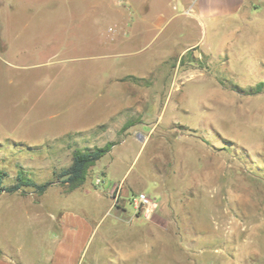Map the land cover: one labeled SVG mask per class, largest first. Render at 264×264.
<instances>
[{
  "label": "rangeland",
  "instance_id": "obj_1",
  "mask_svg": "<svg viewBox=\"0 0 264 264\" xmlns=\"http://www.w3.org/2000/svg\"><path fill=\"white\" fill-rule=\"evenodd\" d=\"M108 142L89 192L47 190L46 219L60 207L91 227L78 264H264V0H0L5 184L56 180L75 148ZM8 218L0 244L51 264L54 222L37 236L30 216Z\"/></svg>",
  "mask_w": 264,
  "mask_h": 264
},
{
  "label": "crops",
  "instance_id": "obj_2",
  "mask_svg": "<svg viewBox=\"0 0 264 264\" xmlns=\"http://www.w3.org/2000/svg\"><path fill=\"white\" fill-rule=\"evenodd\" d=\"M113 152V151H112ZM110 153V152H108ZM107 153V154H108ZM119 159L117 160V162ZM128 165V164H126ZM126 171L122 174L121 177H119V180L121 181V184L123 185V189L128 191V193H131L130 187H132L131 183L128 181L129 176L127 175L129 172V167L126 166ZM48 190V189H47ZM77 191H86L89 192L90 190L83 189V187L76 188L72 191H67L65 194H58L55 197L60 199V198H69L71 194ZM3 194V193H2ZM0 195V226L4 223L2 222H7L9 224L11 215L17 214L20 215H28L30 216V220L32 222H36V233L37 236H39V232L43 236L45 224H50L52 221L54 222L55 226L58 230L59 233V242H57L55 246V254L53 257H51L50 263L51 264H78V251L77 245H78V240L82 237L83 238V243L86 241L84 237L88 236V233L91 231V227H87V223L80 220L77 215L71 211V209H62L60 207L54 208L53 210H56L57 213L54 214L50 210V215L52 216V219H50V216L48 219L45 217V210L46 208V195L47 191L42 194V199L38 201L37 203L33 202H28L26 203L25 201L22 202V206L19 207H10L9 205H15L11 202H8L7 200H2L1 197L3 195ZM11 194V193H9ZM54 197V198H55ZM169 197L165 199H161V201H165ZM55 203V202H54ZM55 205V204H54ZM160 218H165L167 215V212L162 210V212L158 213ZM141 218V217H139ZM134 220V218H133ZM39 226H40V231H39ZM51 227V226H50ZM142 227V226H139ZM147 229L152 228L153 230H156L157 226L154 224H146L143 225ZM142 227V228H143ZM88 228V230H87ZM83 243L80 245L81 247L83 246ZM10 247V248H9ZM0 264H42V261L40 258H28V256L25 255V253L20 250V247H15V246H4L0 244ZM118 259L124 260V261H131L134 260L133 258L127 256L126 254H120ZM135 264H151L153 261L147 260V259H138L134 260ZM167 264V261H160L159 264Z\"/></svg>",
  "mask_w": 264,
  "mask_h": 264
},
{
  "label": "trees",
  "instance_id": "obj_3",
  "mask_svg": "<svg viewBox=\"0 0 264 264\" xmlns=\"http://www.w3.org/2000/svg\"><path fill=\"white\" fill-rule=\"evenodd\" d=\"M131 125L133 124H125L124 129ZM115 144V142H108L103 146L75 148L72 163L59 172L55 171L56 180L38 183L21 170L17 174L16 181L7 185L4 182L7 173L0 171V195L2 193H15L19 191L26 192V188L28 187L33 188L38 195H42L56 182L64 184L67 191L79 188L85 183L89 168L110 152Z\"/></svg>",
  "mask_w": 264,
  "mask_h": 264
},
{
  "label": "built area",
  "instance_id": "obj_4",
  "mask_svg": "<svg viewBox=\"0 0 264 264\" xmlns=\"http://www.w3.org/2000/svg\"><path fill=\"white\" fill-rule=\"evenodd\" d=\"M133 203L135 204L137 210L142 207L143 210L147 213L152 210L155 205L154 199L143 192L138 193L136 196H134Z\"/></svg>",
  "mask_w": 264,
  "mask_h": 264
}]
</instances>
